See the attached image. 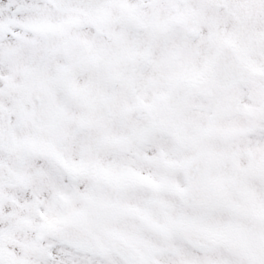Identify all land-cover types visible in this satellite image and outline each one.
Returning a JSON list of instances; mask_svg holds the SVG:
<instances>
[{"label":"snow or ice","instance_id":"6c2138e0","mask_svg":"<svg viewBox=\"0 0 264 264\" xmlns=\"http://www.w3.org/2000/svg\"><path fill=\"white\" fill-rule=\"evenodd\" d=\"M0 264H264V0H0Z\"/></svg>","mask_w":264,"mask_h":264}]
</instances>
